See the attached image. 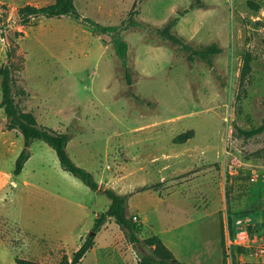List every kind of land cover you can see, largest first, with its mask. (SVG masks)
Listing matches in <instances>:
<instances>
[{"label": "rangeland", "instance_id": "rangeland-1", "mask_svg": "<svg viewBox=\"0 0 264 264\" xmlns=\"http://www.w3.org/2000/svg\"><path fill=\"white\" fill-rule=\"evenodd\" d=\"M54 1L0 0V68L10 64L20 109L68 134L70 159L101 189L152 197L143 217L173 242L179 261L264 264V252L253 257L252 248L231 243L242 228L264 248V130L246 133L264 123V0H74L81 19L22 22L20 8ZM83 18L121 27L131 83L111 33ZM170 23L193 48L217 44L221 53L210 63L189 60L160 35ZM247 53L251 68L241 80ZM7 125L0 109V264H15L14 256L43 264L71 259L111 201L64 171L42 140L31 143L14 174L23 137ZM189 131L190 139L176 141ZM132 211L140 238H149V224ZM138 262L110 218L78 264Z\"/></svg>", "mask_w": 264, "mask_h": 264}, {"label": "trees", "instance_id": "trees-1", "mask_svg": "<svg viewBox=\"0 0 264 264\" xmlns=\"http://www.w3.org/2000/svg\"><path fill=\"white\" fill-rule=\"evenodd\" d=\"M19 15L23 23H27L30 17H61L71 16L74 19H81V15L77 12L74 0H55L52 4L36 7L26 5L19 9ZM84 21L90 23L100 33H111L113 38V46L118 55L121 66L124 70L125 77L130 82L129 67L127 64V43L119 36L121 27L103 26L92 21L89 18H83ZM139 25V24H136ZM172 23L166 25L159 31L160 35L180 45L187 53L188 59L193 60L198 57L202 61L209 62L211 59L221 53V48L217 44H210L200 49H195L184 42V40L171 33L170 29ZM125 28V27H123ZM243 67L241 69V80L250 72V54H245L243 58ZM1 77V102L0 109H3L4 114L8 120V129H16L23 137V148L20 151L15 161V168L13 173L19 175L23 169L25 162L30 157L29 147L34 140H42L48 144L56 153L61 168L68 172L73 177L79 179L84 185L94 191L104 193L109 199L110 204L106 211L98 214L96 222L92 231L87 235L86 239L81 243L78 249L74 252L71 259L63 256L57 264H78L85 254L93 245L94 235L99 231L100 227L107 219H114L124 231L127 241L134 246L139 255L138 264H187L179 261L169 250L158 236L151 235L149 238L141 239L139 234L141 232V225L136 223L129 217L127 213L128 195H123L115 192L112 189H101L98 182L93 177V174L79 166H77L69 157L67 153V144L70 136L66 133H59L50 128L39 125L35 115L30 111H23L20 109L13 95L12 78L10 64H6L0 68ZM264 130V123L257 129L246 132L248 135L259 133ZM192 137V132H185L180 134L177 142H184ZM224 235V231H222ZM231 237L234 236V231H230ZM234 238V237H233ZM222 247L225 245V238L221 239ZM146 248L150 252L146 251ZM225 248V246H224ZM224 254V251H223ZM15 264H43L30 259L14 256ZM225 264V261L223 262Z\"/></svg>", "mask_w": 264, "mask_h": 264}, {"label": "crops", "instance_id": "crops-1", "mask_svg": "<svg viewBox=\"0 0 264 264\" xmlns=\"http://www.w3.org/2000/svg\"><path fill=\"white\" fill-rule=\"evenodd\" d=\"M143 193V191L142 192H139V193H137V194H142ZM137 194H135V193H133L132 194V191H127L126 193H124L123 195H128L129 197H128V208H127V213H128V215H129V210L132 208L133 209V211L132 212H135V213H137L138 214V216L140 217V221L142 222V223H145V224H149V228H148V230H146V231H148L149 233H151V235H155V233H154V231L156 230L154 227H153V224H152V222L151 221H148L147 220V218H145V217H143L144 215L143 214H145V213H147L148 212V210L150 209V208H148V206L149 205H151V204H149L148 203V206L147 207H145V205L144 204H146L148 201H150V199H152V197H150L149 198V196L148 197H145L144 195H141L140 197H139V199H137L136 200V198H135V196L137 195ZM156 208V207H155ZM219 211V210H218ZM219 231H220V242H221V221H219ZM156 236V235H155ZM158 236V235H157ZM161 239V238H160ZM161 241L164 243V245L169 249V250H171V252L173 253V255L176 257V255L174 254V252L172 251V248H171V245L173 244V242L171 241V240H168L167 241V239H161ZM192 253H194L195 251H191ZM196 258H199V256H197ZM13 260H14V258H13ZM15 263V262H14Z\"/></svg>", "mask_w": 264, "mask_h": 264}, {"label": "built area", "instance_id": "built-area-1", "mask_svg": "<svg viewBox=\"0 0 264 264\" xmlns=\"http://www.w3.org/2000/svg\"><path fill=\"white\" fill-rule=\"evenodd\" d=\"M258 180V176H253L252 177V181L256 182ZM132 220L134 222H137V217L133 216ZM231 243H233L234 245H240V246H244L246 248H252L253 252H252V256L253 257H257L258 255H260L262 252H264V248H259V246H257L246 234V230H243L242 228H240L237 232L236 235L234 236V238L231 240Z\"/></svg>", "mask_w": 264, "mask_h": 264}, {"label": "bare ground", "instance_id": "bare-ground-1", "mask_svg": "<svg viewBox=\"0 0 264 264\" xmlns=\"http://www.w3.org/2000/svg\"><path fill=\"white\" fill-rule=\"evenodd\" d=\"M111 225V224H110Z\"/></svg>", "mask_w": 264, "mask_h": 264}]
</instances>
